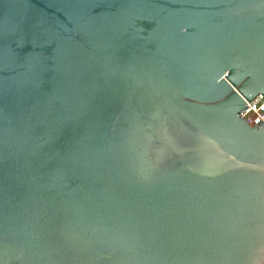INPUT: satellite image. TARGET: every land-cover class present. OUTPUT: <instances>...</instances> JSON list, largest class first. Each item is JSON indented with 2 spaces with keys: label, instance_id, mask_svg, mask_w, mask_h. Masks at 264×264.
Returning <instances> with one entry per match:
<instances>
[{
  "label": "water",
  "instance_id": "water-1",
  "mask_svg": "<svg viewBox=\"0 0 264 264\" xmlns=\"http://www.w3.org/2000/svg\"><path fill=\"white\" fill-rule=\"evenodd\" d=\"M264 0H0V264H264Z\"/></svg>",
  "mask_w": 264,
  "mask_h": 264
},
{
  "label": "built area",
  "instance_id": "built-area-1",
  "mask_svg": "<svg viewBox=\"0 0 264 264\" xmlns=\"http://www.w3.org/2000/svg\"><path fill=\"white\" fill-rule=\"evenodd\" d=\"M239 116L250 126L264 123V97L259 95L251 101H246L245 105L239 111Z\"/></svg>",
  "mask_w": 264,
  "mask_h": 264
}]
</instances>
